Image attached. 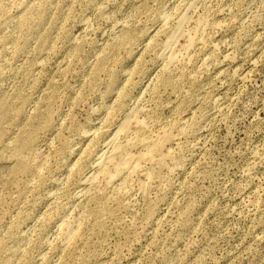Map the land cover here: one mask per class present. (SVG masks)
Listing matches in <instances>:
<instances>
[{"label": "rangeland", "instance_id": "374dc122", "mask_svg": "<svg viewBox=\"0 0 264 264\" xmlns=\"http://www.w3.org/2000/svg\"><path fill=\"white\" fill-rule=\"evenodd\" d=\"M38 2L0 0V264H264V0ZM129 115L150 178L85 187Z\"/></svg>", "mask_w": 264, "mask_h": 264}, {"label": "bare ground", "instance_id": "6f19581e", "mask_svg": "<svg viewBox=\"0 0 264 264\" xmlns=\"http://www.w3.org/2000/svg\"><path fill=\"white\" fill-rule=\"evenodd\" d=\"M31 1L32 0H21V7H24V10H30ZM52 1L53 0H39L37 3V9H40L39 13L44 14L46 8H49ZM180 25L181 22H179L178 28L173 31L171 37L167 40L160 54V57L167 60L170 65H176L181 60H184L186 54H188L190 49L195 45V36L190 34L187 45L182 50L176 49V39L181 33L180 29L182 25ZM118 131L116 135L125 131H132L133 133H131L130 138L125 140H119L120 138H118V136H113L114 138L107 143V149L102 151L93 162L91 174L85 178L83 183L85 187L103 186L105 189L114 187L119 181L128 182L136 177H143L145 179L150 178V169L146 168L144 164L154 165L159 161L157 160L156 152L162 137L159 136L158 141L154 144L140 142L144 152L136 156L130 154L132 145L140 141L138 132H146L147 126L143 121L141 122L130 116L123 121ZM99 193L98 191L96 198L102 195ZM60 231V237L66 244H70L77 236L76 228L69 222L65 223V221H63L60 226Z\"/></svg>", "mask_w": 264, "mask_h": 264}]
</instances>
